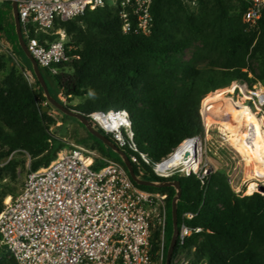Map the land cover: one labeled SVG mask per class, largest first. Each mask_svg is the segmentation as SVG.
Masks as SVG:
<instances>
[{
	"label": "trees",
	"instance_id": "1",
	"mask_svg": "<svg viewBox=\"0 0 264 264\" xmlns=\"http://www.w3.org/2000/svg\"><path fill=\"white\" fill-rule=\"evenodd\" d=\"M239 3L240 13L234 15L228 0H214L211 6L202 0L198 13L191 15L183 0H154V26L149 35L125 34L118 10L110 7L62 22L57 27L72 35L76 45H82L81 58L60 66L56 75L41 69L46 81L47 74L54 80V89L47 83L49 93L62 103L57 91L75 97L91 91L94 98L76 107L67 106L86 117L95 111L126 110L140 151L149 155L152 165L160 163L188 139L204 136L201 103L209 94L234 83H250L247 70L250 59L258 52L263 55L264 68V14L257 30H248L243 23L248 4L246 0ZM12 11L10 1L0 5V32L14 41L16 53L33 72L31 61L18 43ZM46 36L50 40L57 38ZM39 38L42 40L43 35ZM197 40L203 47L190 61L175 58V54L184 52ZM5 84L7 96L0 95V163L12 152L23 149L34 158L30 172L39 171L56 160L62 150L51 132L57 121L44 106L49 101L38 81L36 87L22 85L13 73ZM20 115L28 117L31 128L17 127L15 121ZM91 136L104 156L122 164L115 151ZM107 137L113 141L111 135ZM146 169L147 181L179 183V227L183 215L192 213L195 216L186 219L187 225L203 229L183 245L178 241L173 258L179 251H186L192 264H264V195H237L227 176L219 172L211 177L191 173L166 180L158 177L152 167ZM134 170L137 172L135 167ZM5 179L0 178V213L5 200L17 197L23 188L16 193L3 182ZM139 187L168 194V247L173 234L172 202L177 193L174 187ZM159 235L157 231L153 239V254L158 250L155 239ZM0 253L5 260L9 257L17 264L5 247L0 246Z\"/></svg>",
	"mask_w": 264,
	"mask_h": 264
},
{
	"label": "built area",
	"instance_id": "2",
	"mask_svg": "<svg viewBox=\"0 0 264 264\" xmlns=\"http://www.w3.org/2000/svg\"><path fill=\"white\" fill-rule=\"evenodd\" d=\"M9 1L14 0H0V5ZM15 1L29 51L41 69L55 75L60 66L81 58L82 45L69 41L63 28L56 30L62 22L110 7L118 10L125 34L149 35L154 26V0ZM246 1L243 22L248 30H257L264 0ZM46 35L57 38L50 40ZM235 86L232 95L240 94V87H244L245 94L239 95L241 103L262 119L264 88ZM88 118L95 128L111 135L119 149L129 153L138 180L147 181V167L159 177L168 176L172 169L160 171L167 159L152 165L149 155L140 151L126 110L95 111ZM167 197L140 188L123 161L121 164L71 144L49 166L29 172L19 195L5 200L0 213V246L17 264H154L153 239L157 231L165 236ZM194 216L182 217L181 245L203 232L187 225L186 219Z\"/></svg>",
	"mask_w": 264,
	"mask_h": 264
},
{
	"label": "rangeland",
	"instance_id": "3",
	"mask_svg": "<svg viewBox=\"0 0 264 264\" xmlns=\"http://www.w3.org/2000/svg\"><path fill=\"white\" fill-rule=\"evenodd\" d=\"M201 1L202 0H183L185 10H187L189 14L195 15L200 9ZM203 1L208 3L210 6L213 5L214 2V0ZM228 5L232 14L239 15L241 10L239 0H228ZM12 16L14 19L13 11ZM60 28L63 27H56V30ZM65 33L67 35V39L72 43H75V41L72 39V35H69L66 30ZM202 47V42L197 40L187 50L182 53L175 54L174 56L182 62H188L193 57L194 53ZM262 58V53L258 52L250 59V65L247 70L249 71V77L251 79V82L247 83V86L250 89H254L255 87L258 89L264 88V68L262 66ZM13 73L15 74L16 79H18V82L22 85L36 87L37 78L34 74V71H30L20 58V55L16 53L14 41L5 32H0V95L3 94L4 97L7 96L5 80ZM59 73L60 72H58V74ZM52 75L55 74L52 73ZM46 82L52 89L55 88V83L51 74H47ZM235 85L236 83H234L232 86ZM232 86L226 88V90H219L220 92H224L223 95L226 99L215 106H211L209 108L211 113L208 115V117L205 114L206 107L204 106V101L213 93L209 94L201 103V116L205 126L204 136L200 137V140L198 139L202 147L200 165L201 169L198 172L189 173L181 171L180 168L174 170L172 169V171L170 170L168 172L167 177L160 178L171 180L177 175L180 176L181 174H185L188 176L191 173L197 174L199 177L204 178L211 177L214 173L219 172L227 176L233 191L241 197L250 196V194H248V190L249 187L254 184L258 185V187L264 186V178L255 176V171L257 168L260 172L264 173V164L257 165L254 161L250 160L251 155L250 152H248L249 150L247 148H239L234 142L228 140L227 134L222 130L221 127V121L228 120L230 117L232 120H230V123L236 129H238V131H243L246 129L245 139L246 142L251 144V140H249L251 137L250 128L248 126H244L242 120L235 116L233 110L234 108L232 106L231 100H234L235 102H241V99L239 98L240 94L238 91L235 95L229 94V90ZM35 89L38 90L37 88ZM90 92L91 91H87L83 96L75 97L66 96L61 90L57 91V96L66 106L76 107L79 104L84 103L87 99L94 98V95H89ZM60 94L62 95V98H60ZM44 106L48 107L50 116L57 121V123L51 127V132L62 145L61 152L69 149L71 144H79L86 147L88 150L95 152L100 157L115 161L114 159L106 157L102 154L97 141L93 139L91 136L92 134L77 118L66 115L50 102L48 104L44 103ZM214 110H216V115L213 116L212 112ZM244 112L247 113L246 111ZM227 114L229 117L226 116ZM261 115L264 116V113H261ZM15 124L18 128L25 130L31 128L32 126L28 117L24 115L17 116ZM33 162L34 158L28 151L23 149L16 150L9 156L5 157L0 163V178H6L3 182L13 187L14 191L17 193L24 185L27 174L30 172V170H32ZM174 189L177 193L175 187ZM255 193L264 195V192L260 191V189ZM166 195L168 196L167 193ZM251 195L253 194L251 193ZM167 200L168 197L165 202L166 221ZM155 244L158 250L154 253V264H165V253H168L169 249V246H166L165 236L164 238L161 236L156 238ZM0 264L13 263L11 262V258L8 257L5 260L3 255L0 253ZM172 264H192V261L186 251H179L178 254L173 258Z\"/></svg>",
	"mask_w": 264,
	"mask_h": 264
},
{
	"label": "bare ground",
	"instance_id": "4",
	"mask_svg": "<svg viewBox=\"0 0 264 264\" xmlns=\"http://www.w3.org/2000/svg\"><path fill=\"white\" fill-rule=\"evenodd\" d=\"M236 89V86H232L229 90V94L234 93ZM240 91V94H245L244 87H240ZM223 93L224 92L216 91L205 99L204 106L206 107L205 114L207 117L211 113V111H209L211 106H215L226 99ZM231 101L235 116L242 120L245 127L248 126L250 128L251 137L249 140H251V144L246 142V129L238 131V129L230 123L231 119L228 114L226 116H228L229 119L221 121L222 130L227 134L228 140L234 142L239 148H247L249 150L248 152H250L251 155V157L249 156L250 160L254 161L257 165L264 164V117L259 119L254 112L241 102H235L234 100ZM212 114L213 116L216 115V110H214ZM201 155L202 147L198 139H188L160 166V171L180 168L181 171L187 173L198 172L201 169ZM255 176L264 178V173L260 172L257 168ZM257 191H259V187L254 184L249 187L248 194Z\"/></svg>",
	"mask_w": 264,
	"mask_h": 264
},
{
	"label": "water",
	"instance_id": "5",
	"mask_svg": "<svg viewBox=\"0 0 264 264\" xmlns=\"http://www.w3.org/2000/svg\"><path fill=\"white\" fill-rule=\"evenodd\" d=\"M12 9H13V15H14V21H15V27H16V32L18 35V41L21 49L25 53V55L28 57V59L31 61L32 66H33V71L34 74L37 78V81L45 91V96L47 97L48 101L54 105L56 108H58L60 111L65 113L68 116L77 118L85 127L86 129L96 138L101 140L107 147L115 151L119 156L122 158V161L124 165L126 166L127 170L129 171L132 179L138 183L139 185H144V186H151V187H175L177 190V195L174 197L173 202H172V222H173V235L171 238V242L169 245L167 257H166V263L165 264H172L173 260V255L178 243V236H179V225H178V201L182 195V189L179 185L178 182H152V181H140L138 180L134 167L128 157V155L122 151L121 149L118 148V146L107 137L106 134H104L101 130L97 129L94 127L93 123L90 121L88 117L85 115L69 109L65 104L60 103L59 101L55 100L49 93V88L47 85V82L43 76L42 70L38 65V62L34 58V56L31 54V52L28 49L27 43L24 39L23 32H22V26L19 18V12H18V7L17 3L14 0L12 3ZM195 139H199L200 137H196ZM260 191L264 192V186L259 187Z\"/></svg>",
	"mask_w": 264,
	"mask_h": 264
},
{
	"label": "clouds",
	"instance_id": "6",
	"mask_svg": "<svg viewBox=\"0 0 264 264\" xmlns=\"http://www.w3.org/2000/svg\"><path fill=\"white\" fill-rule=\"evenodd\" d=\"M89 95H93V94L90 92Z\"/></svg>",
	"mask_w": 264,
	"mask_h": 264
}]
</instances>
